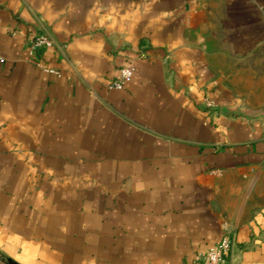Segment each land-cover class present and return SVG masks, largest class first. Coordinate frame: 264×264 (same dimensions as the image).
I'll return each mask as SVG.
<instances>
[{
    "label": "crops",
    "instance_id": "0c3cea01",
    "mask_svg": "<svg viewBox=\"0 0 264 264\" xmlns=\"http://www.w3.org/2000/svg\"><path fill=\"white\" fill-rule=\"evenodd\" d=\"M261 69L264 0H0V259L197 264L231 234L264 264Z\"/></svg>",
    "mask_w": 264,
    "mask_h": 264
},
{
    "label": "built area",
    "instance_id": "2783aa9c",
    "mask_svg": "<svg viewBox=\"0 0 264 264\" xmlns=\"http://www.w3.org/2000/svg\"><path fill=\"white\" fill-rule=\"evenodd\" d=\"M27 45L31 54L35 55L39 51H45L55 46L52 38L44 28H32L27 36ZM47 73L60 76V73L39 65ZM135 68L132 65L124 66L120 69L118 77L109 84L110 90H122L126 84L133 78ZM202 108L211 113L216 109L214 101L208 97H203L201 102ZM235 244V237L231 234L224 236L215 244L205 255L197 258V264H228V260Z\"/></svg>",
    "mask_w": 264,
    "mask_h": 264
},
{
    "label": "rangeland",
    "instance_id": "374dc122",
    "mask_svg": "<svg viewBox=\"0 0 264 264\" xmlns=\"http://www.w3.org/2000/svg\"><path fill=\"white\" fill-rule=\"evenodd\" d=\"M209 23V27H210V31H214L217 30L221 33V36L218 37V39L208 35L207 36V43L209 45V49L210 51H208L209 55L212 57V59L214 60H217L219 59V57L223 56H227L228 59L230 60L233 56V53L232 51H222L221 48H224V47H227V48H230L229 46V38L228 37V30H229V26L227 24V20H225L224 18H217V19H214V20H209L208 21ZM223 41V42H222ZM222 43L221 46L219 45V43ZM231 49V48H230ZM245 53H248L247 51H245ZM255 72H258V69H254ZM262 73L259 74L260 76L258 77L257 75V78L258 79H262L264 78V69H261L260 70ZM230 86V85H229ZM251 102H253L254 104H257L258 103V99H251ZM0 264H9L7 261H4L2 259H0Z\"/></svg>",
    "mask_w": 264,
    "mask_h": 264
},
{
    "label": "water",
    "instance_id": "95a60500",
    "mask_svg": "<svg viewBox=\"0 0 264 264\" xmlns=\"http://www.w3.org/2000/svg\"><path fill=\"white\" fill-rule=\"evenodd\" d=\"M227 116L230 117V118H245L247 120H253V119L257 118V117L246 116V115H244L242 113H231V114H229ZM9 264H17V263H15L14 261L9 260Z\"/></svg>",
    "mask_w": 264,
    "mask_h": 264
}]
</instances>
